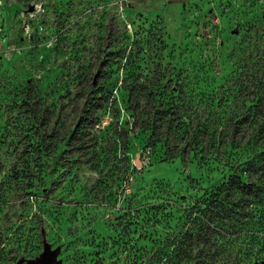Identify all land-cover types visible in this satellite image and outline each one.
Listing matches in <instances>:
<instances>
[{"label": "rangeland", "instance_id": "374dc122", "mask_svg": "<svg viewBox=\"0 0 264 264\" xmlns=\"http://www.w3.org/2000/svg\"><path fill=\"white\" fill-rule=\"evenodd\" d=\"M263 16L264 0H0V264H135L177 232L228 170L152 150L124 86L219 93Z\"/></svg>", "mask_w": 264, "mask_h": 264}, {"label": "trees", "instance_id": "16d2710c", "mask_svg": "<svg viewBox=\"0 0 264 264\" xmlns=\"http://www.w3.org/2000/svg\"><path fill=\"white\" fill-rule=\"evenodd\" d=\"M247 32L250 50L239 52V70L219 93H203L199 100L190 95L188 102L177 87V96L161 101L170 95L166 89L124 86L134 125L151 132L152 150L160 144L169 160L228 170L218 186L184 209L180 229L139 253L135 264H264V16ZM87 88L88 106L108 104L103 88Z\"/></svg>", "mask_w": 264, "mask_h": 264}]
</instances>
